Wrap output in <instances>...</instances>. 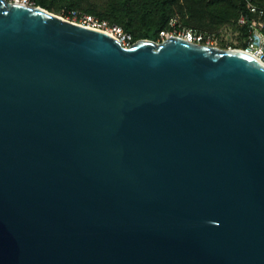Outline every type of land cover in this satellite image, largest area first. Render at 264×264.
Here are the masks:
<instances>
[{"label":"water","instance_id":"1","mask_svg":"<svg viewBox=\"0 0 264 264\" xmlns=\"http://www.w3.org/2000/svg\"><path fill=\"white\" fill-rule=\"evenodd\" d=\"M0 264H264V62L0 0Z\"/></svg>","mask_w":264,"mask_h":264},{"label":"rangeland","instance_id":"2","mask_svg":"<svg viewBox=\"0 0 264 264\" xmlns=\"http://www.w3.org/2000/svg\"><path fill=\"white\" fill-rule=\"evenodd\" d=\"M77 1L79 0H46L48 7L43 8L63 16L65 7L76 5L73 3ZM89 2L101 7L102 15H108L112 21L115 20L117 23L133 21L136 26L135 34L138 35L137 40L143 38L139 37L142 33L151 31L160 20L161 14L166 13L170 18L165 24L164 31H173L177 27L172 25L175 19L184 25L180 27L192 26L197 30L213 33L214 46L240 48L245 41L236 23L238 0H132L126 1L128 2L126 4L120 0H82V4L76 5L75 8L81 12H89L86 9ZM163 38L159 33L155 41H161Z\"/></svg>","mask_w":264,"mask_h":264},{"label":"built area","instance_id":"3","mask_svg":"<svg viewBox=\"0 0 264 264\" xmlns=\"http://www.w3.org/2000/svg\"><path fill=\"white\" fill-rule=\"evenodd\" d=\"M20 2L23 4L33 5L32 0H9ZM246 7L250 13H252V17L248 19L246 15L242 14L238 18V23L243 24L247 20L250 21L251 31H249V35L247 37V47L242 48L254 55L256 58L264 62V7L257 5L250 0H246ZM71 19L83 25L102 29L105 31H110V33L118 38L121 43L125 46H129L132 44L131 35L126 33L121 27L117 25H109L107 21L101 20L98 17L87 14V13H79L78 11L71 10ZM173 26H176V21L173 19ZM170 35H181L187 38L190 41L203 43V44H213L214 34L206 31H200L191 28L184 27H176L173 31H164L160 32V36L169 37ZM164 39V38H163Z\"/></svg>","mask_w":264,"mask_h":264},{"label":"trees","instance_id":"4","mask_svg":"<svg viewBox=\"0 0 264 264\" xmlns=\"http://www.w3.org/2000/svg\"><path fill=\"white\" fill-rule=\"evenodd\" d=\"M122 1V3H128L126 1H132V0H120ZM136 1V0H135ZM172 1V0H170ZM251 2L257 4V5H260L262 7H264V0H256V1H253V0H250ZM32 3L34 5H39L41 7H48V4L46 2V0H32ZM73 4H76V5H81L82 4V0H79ZM263 4V5H262ZM76 5H68L67 7H65L66 9L63 10V17H68L69 19H71V10H75V11H78L79 13H87V14H92L96 17H98L99 19L101 20H105L107 21V23L109 25H117L119 27H121L126 33L130 34L131 35V40L132 42L136 41L137 40V37L138 35L135 34V24L133 21H130V20H126L125 23H122V21L120 23H117V21H112L108 18V15H102V9L101 7H98L96 4L92 3V2H89L86 4V9L89 11V12H81L79 11L76 7ZM165 9V8H163ZM90 12H93V13H90ZM96 13V15L94 14ZM165 13V12H164ZM246 15V17L248 19H250L253 15L252 13H250L246 7V0H238V4H237V15H236V23H237V26H239V30L242 34V36L244 37V42L242 43L241 47L240 48H246L247 47V37L249 35V31H251V26H250V21H246L245 23L243 24H239L238 23V18L240 17V15ZM170 16L168 14H164L163 13L161 14V18L160 20L158 21V23L156 24V26L154 28L151 29V31H148V32H144L141 34V36L139 37H143V38H150L152 40H155L158 36H159V33L165 29V24L167 23V20H169ZM122 25V26H120ZM182 24H180L178 21H176V26H181ZM184 26V25H182ZM186 27V25H185ZM186 28H191V29H195L193 28L192 26H188ZM197 30V29H196ZM263 31H264V28H263ZM162 40V39H161Z\"/></svg>","mask_w":264,"mask_h":264},{"label":"bare ground","instance_id":"5","mask_svg":"<svg viewBox=\"0 0 264 264\" xmlns=\"http://www.w3.org/2000/svg\"><path fill=\"white\" fill-rule=\"evenodd\" d=\"M110 33V31H108Z\"/></svg>","mask_w":264,"mask_h":264}]
</instances>
